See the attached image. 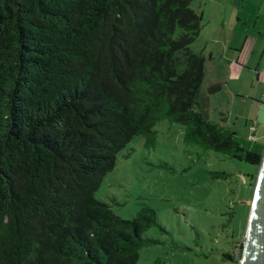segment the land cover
<instances>
[{"label":"trees","instance_id":"16d2710c","mask_svg":"<svg viewBox=\"0 0 264 264\" xmlns=\"http://www.w3.org/2000/svg\"><path fill=\"white\" fill-rule=\"evenodd\" d=\"M202 28L192 0H0V264H137L156 213L124 219L95 193L162 120L261 167L264 147L208 117L225 83L203 91Z\"/></svg>","mask_w":264,"mask_h":264},{"label":"rangeland","instance_id":"374dc122","mask_svg":"<svg viewBox=\"0 0 264 264\" xmlns=\"http://www.w3.org/2000/svg\"><path fill=\"white\" fill-rule=\"evenodd\" d=\"M192 8L203 14L192 45L206 59L203 91L212 80L227 82L211 96L208 117L224 127L229 122L246 151L261 152L264 140L248 134L261 119L257 100H264V85L256 81L259 72L264 81V0H192ZM259 172L257 165L188 144L184 125L162 120L120 151L95 198L128 220L145 208L156 213L137 264H236L226 255L238 256L243 245Z\"/></svg>","mask_w":264,"mask_h":264},{"label":"water","instance_id":"95a60500","mask_svg":"<svg viewBox=\"0 0 264 264\" xmlns=\"http://www.w3.org/2000/svg\"><path fill=\"white\" fill-rule=\"evenodd\" d=\"M240 264H264V156L251 206Z\"/></svg>","mask_w":264,"mask_h":264},{"label":"crops","instance_id":"0c3cea01","mask_svg":"<svg viewBox=\"0 0 264 264\" xmlns=\"http://www.w3.org/2000/svg\"><path fill=\"white\" fill-rule=\"evenodd\" d=\"M210 59L211 60H214L215 59L214 54H210ZM239 61H240V59H237L235 62H239ZM261 76H262V74H260V72H259L257 74V76H256V79H257L256 81H258L262 85H264V81L261 80ZM216 82H223V83H225V88L227 86V82L225 80H212L210 83H216ZM260 96L264 98V90L260 92ZM211 99L212 98L210 97V100ZM257 102H258L257 105H259L258 107L260 108V111H259L258 116L256 117V119L259 118V117H261V119L259 118V119H257V121H255L253 123V125L250 127L249 134H248V137H250L252 135L255 136V141L254 142H257L258 140H260V141L261 140H264V100L263 99H259V100H257ZM248 118L250 119L249 116H248ZM260 124H262L261 127L259 126ZM223 125H225V128H227V129H229V130L232 131V128L229 127V122H227V121L226 122H223ZM253 127H255V130L254 131L252 130ZM232 132H234V131H232ZM235 134L237 136V133H235ZM262 146L264 147V143H263Z\"/></svg>","mask_w":264,"mask_h":264},{"label":"built area","instance_id":"2783aa9c","mask_svg":"<svg viewBox=\"0 0 264 264\" xmlns=\"http://www.w3.org/2000/svg\"><path fill=\"white\" fill-rule=\"evenodd\" d=\"M252 130L254 131L255 127H253ZM250 140L255 141V136L254 135L250 136Z\"/></svg>","mask_w":264,"mask_h":264}]
</instances>
